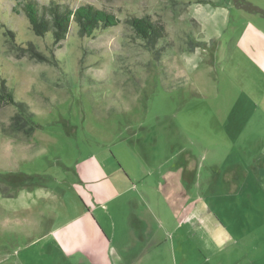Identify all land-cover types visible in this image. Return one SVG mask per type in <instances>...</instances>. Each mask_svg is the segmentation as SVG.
I'll return each instance as SVG.
<instances>
[{
  "label": "rangeland",
  "instance_id": "rangeland-1",
  "mask_svg": "<svg viewBox=\"0 0 264 264\" xmlns=\"http://www.w3.org/2000/svg\"><path fill=\"white\" fill-rule=\"evenodd\" d=\"M61 1L118 24L82 37L72 23L55 43L33 33L18 0H0V82L26 105L15 122V106L0 107V264H78L60 233L82 213L103 245L85 247L92 264H181L217 239L237 264H264V184L250 163L261 152L248 134L233 138L225 100L230 79L247 112L255 67L223 68L219 41L201 34L243 38L261 16L232 0ZM132 17L162 28L153 51Z\"/></svg>",
  "mask_w": 264,
  "mask_h": 264
},
{
  "label": "crops",
  "instance_id": "crops-1",
  "mask_svg": "<svg viewBox=\"0 0 264 264\" xmlns=\"http://www.w3.org/2000/svg\"><path fill=\"white\" fill-rule=\"evenodd\" d=\"M195 18V17H194ZM261 19H252L251 21V31H244V35L246 37L241 36L238 31L237 34L229 33L227 37H222L218 34V32L213 31L201 34H204L207 39L214 38L219 41L217 44V55L218 62L225 63L223 68H229L233 65L237 66L238 63H243L245 58L246 63L249 62L255 67L253 71V80L248 81V85L246 86V97H247V107L246 111H242L243 101L241 99H234L233 91L239 86H237L234 81L227 79L226 82L228 84V91H230V95H227L225 98L226 102L231 106L229 111H226V117L231 112L230 119H232V126H230V133L233 135L235 140L238 139L239 134L245 133L249 135L244 140L245 142L251 141L252 144H255L257 148L260 150L258 152L259 156L253 158L254 162L251 165L256 166L255 170H257V182H261L264 184V115H261V112H264V18ZM198 24L200 25V20L195 18ZM223 21H227V19H223ZM235 26V25H233ZM201 28V25H200ZM228 64H230L228 66ZM251 92L254 93V97L251 96ZM242 94V93H241ZM254 109H260L261 112L251 113ZM223 117V115H222ZM262 119V120H256ZM258 121V122H256ZM246 123V126H238L243 123ZM249 124V125H248ZM254 124L255 126H252ZM260 142V146L258 147V143ZM239 148V147H236ZM234 178V175L231 176V180ZM253 179V178H252ZM224 181H229V177H226ZM89 211V210H87ZM81 219L83 222L72 223L67 231L60 233V238H64L65 236L71 235L70 242L67 245V248H61L64 252L66 250H70V255L74 256L76 262L78 264H92L94 254H89L85 247L91 249L95 244H99L100 238L94 237L91 231H94V235H96V231L89 220H85L86 215L81 214ZM190 216L186 215L181 220L180 224L188 231L190 225ZM184 221H186L184 223ZM186 224V227H185ZM59 229L65 230L67 229V225L58 226ZM222 227V226H221ZM223 229V227H222ZM104 234V233H103ZM107 238L108 242L109 238L106 234H104ZM225 239H217L215 240V244L211 241L206 240L204 243L200 245L202 250L209 251V254L200 253L196 257H187L182 256L181 264H237L239 259L236 256H232L230 254H219L217 251L225 246ZM103 246L102 244H99ZM200 249V250H201ZM61 250V251H62ZM118 260H123L122 256L117 257ZM148 258V262L151 261L153 257L143 256L139 261H143V259ZM107 264H112L111 260L107 258Z\"/></svg>",
  "mask_w": 264,
  "mask_h": 264
},
{
  "label": "trees",
  "instance_id": "trees-1",
  "mask_svg": "<svg viewBox=\"0 0 264 264\" xmlns=\"http://www.w3.org/2000/svg\"><path fill=\"white\" fill-rule=\"evenodd\" d=\"M236 7L246 12L258 14L264 17V10L256 5L243 0H232ZM19 13L26 16L30 29L35 35L44 36L51 33L55 43L64 40L72 23L77 25L79 36H90L98 28H109L118 24V19L104 9L95 8L89 4H81L71 7L61 0H48L46 4H40L36 0H18ZM16 10V9H14ZM131 27L137 37L144 40L150 50H154L159 38L163 37L162 28L149 17H132L129 20ZM13 38V33H8ZM30 45V44H28ZM26 50L25 48H23ZM33 47L26 50L28 54H35ZM30 52V53H29ZM14 105L17 112L12 117L15 122L26 111L24 103L15 100L12 91L7 84L0 82V107L4 105Z\"/></svg>",
  "mask_w": 264,
  "mask_h": 264
}]
</instances>
